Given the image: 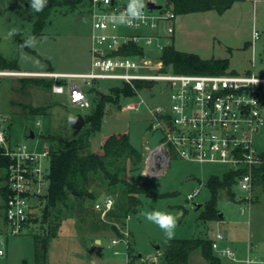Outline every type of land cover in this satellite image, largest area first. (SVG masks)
<instances>
[{
  "label": "rangeland",
  "instance_id": "374dc122",
  "mask_svg": "<svg viewBox=\"0 0 264 264\" xmlns=\"http://www.w3.org/2000/svg\"><path fill=\"white\" fill-rule=\"evenodd\" d=\"M156 1L166 6L165 0ZM127 2L138 6L139 0ZM142 2L143 6L147 4V0ZM88 6L89 0L58 5L52 10L43 33L33 37V22L14 13L10 0H0V70H11L2 66L1 61L6 60L17 61L18 69L22 71H89L92 19ZM224 13L221 15L223 13L216 12V18L211 19V24L198 17L194 20L188 19L189 23L187 21L186 29L178 34L176 44L202 45L209 49L212 57L228 58V72H252L264 76V0H238ZM182 16L177 15L171 22L175 30L171 35L162 38L164 44L176 45L177 20L186 18ZM254 29L259 32L255 42ZM145 32L153 33L150 29ZM214 32L217 33L216 37H211ZM221 33L225 38L222 39ZM30 37L32 43L28 45L26 41ZM201 39L205 41L201 42ZM146 49L154 56L161 53L154 46ZM21 78L51 80L47 76L0 77V123L7 127L13 143L25 142L31 147L41 146L47 134H71V123L76 114L82 113L85 117L94 110L98 101L96 89H99L105 93L106 107L100 131L91 136V150L101 152L102 144L110 134L128 133L132 144L142 152L143 160L140 164L128 160L125 178L149 191L169 194L162 197L133 194L142 201L143 207L139 212H129V219L119 218L115 214L117 204L121 202L119 192L107 191L103 186H98L96 199L74 198L70 212L63 216L56 234H48L47 242H43L47 244L45 257L43 243L40 244L39 252L43 254L45 264H93V260L98 264H126V255L132 260L130 264H145L153 256L161 259L168 239L157 224L146 218L147 213L154 211L170 213L178 218L173 238L204 236L213 239L217 232H222L227 243L241 257L246 256L249 242L256 245L254 254L264 256L263 186L255 185L250 191H246L235 183L232 185V195L226 189H221L218 194V208L223 213L224 220H201L199 215L205 202L211 197L207 181L211 175L222 177L229 167L227 164L189 161L172 151L165 172L152 175L146 164L148 152L145 146H156L162 133L151 128L150 115L145 107L139 112L122 109L129 100L125 96L119 99V103L113 102L114 92L110 87L118 85V80L98 79L88 84L81 78H73V81L83 84L92 103L90 108H81L72 105L67 94L53 93L52 84L51 87H45L32 82L25 83ZM160 89L161 85H154L152 90H143V95L149 103L158 102L162 98ZM24 104L51 107L45 113L36 115L24 109ZM262 113L264 116V105ZM31 130L36 134L34 138L30 137ZM255 141L259 149H264V127ZM199 186V194L188 199V194ZM107 195L115 198V205L103 218L97 203H102ZM2 203L0 196V204ZM197 204L201 206L198 207ZM46 226L48 223L43 220L42 215L35 226L27 228L21 234L11 235L5 229L1 232L3 226L0 222V247L5 249V254L0 255V264H36V235H45ZM123 231L129 233L128 247L123 243L112 244L111 239L123 235ZM156 245L160 247L157 249ZM115 249L121 253L114 254ZM139 251L144 256L140 257ZM200 257V250H194L188 264H202ZM221 260L223 264H243L227 258ZM203 262L208 263L205 259ZM159 264L166 263L162 260Z\"/></svg>",
  "mask_w": 264,
  "mask_h": 264
},
{
  "label": "built area",
  "instance_id": "2783aa9c",
  "mask_svg": "<svg viewBox=\"0 0 264 264\" xmlns=\"http://www.w3.org/2000/svg\"><path fill=\"white\" fill-rule=\"evenodd\" d=\"M149 2L158 4L156 0H147L141 8L127 0H89L92 19L89 71L0 70V77L47 76L52 80L53 93L67 94L68 101L81 108H90L92 103L83 84L73 78H81L88 84L98 79L118 80V85H128L134 91L121 108L139 112L145 107L151 128L162 133L156 146H146V164L152 175L165 172L171 152L175 151L189 161L224 163L228 169L235 170L246 168L245 173L239 174L237 184L240 189L250 191L253 167L263 162L264 149L257 147L255 139L264 127V76L252 72L187 74L166 69L162 51L169 43L164 44L162 38L174 33L171 22L177 14L163 5L152 9ZM133 8L139 17L132 15ZM147 29L153 33L145 32ZM258 37L259 32L254 29L253 42ZM148 46H154L161 53L154 56L147 51ZM135 47L139 51H133ZM149 83L152 85H146ZM157 84L161 85L162 98L149 103L143 90H152ZM0 147V154L10 158L6 168L9 192L5 230L18 235L38 224L43 215L50 183V143L45 139L41 146L34 147L25 142L13 143L7 127L0 123ZM199 192L200 186L195 187L188 199ZM114 205L115 198L107 195L102 203H97V208L104 218ZM122 233L111 242L128 247L129 233ZM212 247L218 256L233 262L264 264V256L254 254L255 244L249 242L246 256L241 257L222 232L216 233ZM120 253L114 250V254ZM4 254L5 249L0 247V255ZM159 262L160 257L153 256L145 264ZM126 264H129L128 255Z\"/></svg>",
  "mask_w": 264,
  "mask_h": 264
},
{
  "label": "trees",
  "instance_id": "16d2710c",
  "mask_svg": "<svg viewBox=\"0 0 264 264\" xmlns=\"http://www.w3.org/2000/svg\"><path fill=\"white\" fill-rule=\"evenodd\" d=\"M78 0H47L42 11H36L32 7V0H10V7L14 13L22 19L33 22L31 35L33 37L43 33L49 22L52 10L58 5L77 3ZM238 0H165L166 7L172 8L177 15L191 12L215 9L219 13L225 12ZM248 45V44H246ZM133 51H139L133 48ZM162 59L166 69L176 73L187 74H217L229 71L228 58H203L197 53L181 51L173 43L167 44L162 51ZM4 68L20 71L17 61H1ZM23 82H32L37 85L51 87L52 81L44 78H21ZM146 85H152L151 83ZM143 87V84H139ZM114 92V103H119L122 96L128 97L133 94V89L128 85L111 86ZM103 93V94H102ZM98 101L92 112L85 115L86 124L76 135L71 134H47L45 140L50 143V166H49V191L46 197V205L43 210V220L48 223L46 234L37 236L35 249V263L45 264L43 254L40 253V244L47 242V235H55L58 231L62 218L69 214L73 199L87 197L96 199V187L103 186L105 190L119 192L120 200L115 214L117 217L126 219L129 212H139L142 201L133 194H147L149 196H166L168 193H156L147 190L144 186L131 183L125 178L128 160L140 164L143 160L142 152L131 142L128 133L110 134L102 144L101 152L91 150V136L100 131L102 119L105 114V93L96 89ZM51 106H32L24 104L30 114H43ZM43 138V139H44ZM2 148L0 147V153ZM263 162L253 167V186L264 187V151ZM10 158L0 154V196L3 203L0 204V222L2 233L5 231L6 217L5 206L8 196L6 168ZM246 168L227 169L222 177L211 175L207 184L211 190V197L205 202L204 209L199 219L204 221L221 220L218 208V194L221 189H226L232 195V185L237 183L240 173H245ZM1 230V229H0ZM199 249L208 264H223L213 247L209 237H186L168 239L161 254L160 261L166 264H188L189 256ZM133 257V256H131ZM132 260H129V264Z\"/></svg>",
  "mask_w": 264,
  "mask_h": 264
},
{
  "label": "crops",
  "instance_id": "0c3cea01",
  "mask_svg": "<svg viewBox=\"0 0 264 264\" xmlns=\"http://www.w3.org/2000/svg\"><path fill=\"white\" fill-rule=\"evenodd\" d=\"M228 10V9H227ZM217 11L215 10V9H210V10H205V11H198V12H191V13H186V14H179V17L180 16H182V17H186V18H183V19H178L177 20V34H175V44H176V41H178V34H180L181 32H182V30H184V29H186V26H187V24L189 23V21H188V19H191V20H194V18H196V17H198V18H200L203 22H207V23H210L211 24V19L212 18H216L215 17V13H216ZM217 13H219V12H217ZM225 13L223 12V14H221V15H224ZM192 15H194V16H192ZM187 21H188V23H187ZM216 32H214V33H211V35H213V36H211V37H214V35H215V37H216ZM219 34V33H218ZM222 34V33H221ZM222 36V39L223 38H225V36L222 34L221 35ZM226 40V39H225ZM201 42H204L205 40H203V39H201L200 40ZM175 47L177 48V49H179V50H181V51H186V52H192V53H197V54H199L201 57H203V58H211L212 56H213V54H211V52L209 51V49L207 48V47H204V46H202V45H199V46H197V45H195V44H192V43H190V44H185V45H183V46H178L177 44L175 45ZM147 146V145H146ZM146 146H145V149H146ZM224 216V215H223ZM224 220V217L221 219V220H219V221H223ZM134 234V233H133ZM252 234H250V236H251ZM251 239H249V241H250ZM149 252H151V251H149ZM148 252V253H149ZM201 252V251H200ZM139 253L141 254V255H143L144 256V254L142 253V252H140L139 251ZM202 255V254H201ZM190 256H191V254H190ZM190 256H189V259H190ZM141 257V256H140ZM205 258L202 256V257H200V261H202L201 263L203 264L204 262H203V260H204ZM188 263H189V260H188ZM93 264H98L95 260H93ZM208 264V263H207Z\"/></svg>",
  "mask_w": 264,
  "mask_h": 264
},
{
  "label": "clouds",
  "instance_id": "9594fccd",
  "mask_svg": "<svg viewBox=\"0 0 264 264\" xmlns=\"http://www.w3.org/2000/svg\"><path fill=\"white\" fill-rule=\"evenodd\" d=\"M47 0H32V7L36 11H42L43 7L45 6ZM138 7H143L142 0H139ZM132 15L139 17V13L133 8L131 9ZM32 38L30 37L29 40L26 41V44L31 45ZM146 218L157 224L165 233L167 239H172L174 235V229L177 223V217L170 214V213H162L159 211H154L151 213L146 214Z\"/></svg>",
  "mask_w": 264,
  "mask_h": 264
},
{
  "label": "water",
  "instance_id": "95a60500",
  "mask_svg": "<svg viewBox=\"0 0 264 264\" xmlns=\"http://www.w3.org/2000/svg\"><path fill=\"white\" fill-rule=\"evenodd\" d=\"M149 6L152 9H155V8L159 9L162 7V4H156L154 2H149ZM85 124H86V120H85L84 115L82 113L76 114V116L73 119V122L71 123L73 135L76 136L82 130V128L85 126ZM30 137L31 138L35 137V132L33 130L30 131ZM199 182L201 183V180H199ZM197 205H198V207L201 206V204H197ZM219 215L221 218L223 217V213L220 212ZM159 247H160V245H156L155 248L158 249ZM43 250H44V257H45L46 252H47V244L46 243H43ZM140 256H141V254H140Z\"/></svg>",
  "mask_w": 264,
  "mask_h": 264
}]
</instances>
